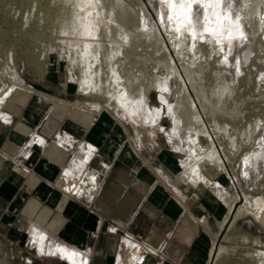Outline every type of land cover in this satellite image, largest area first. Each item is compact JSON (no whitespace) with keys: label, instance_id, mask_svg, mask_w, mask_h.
Returning a JSON list of instances; mask_svg holds the SVG:
<instances>
[{"label":"crops","instance_id":"crops-1","mask_svg":"<svg viewBox=\"0 0 264 264\" xmlns=\"http://www.w3.org/2000/svg\"><path fill=\"white\" fill-rule=\"evenodd\" d=\"M46 93L19 89L1 108L0 251L30 254L27 264H75L40 253L30 235L37 228L47 245L73 251L85 264H137L129 240L140 247L136 254L148 250L142 264H208L211 237L229 212L214 177L203 172L209 184L177 182L181 165L158 135L136 138ZM33 137L43 146L29 145ZM86 153L87 167L100 175L90 198L84 187L63 191L60 181L74 157Z\"/></svg>","mask_w":264,"mask_h":264},{"label":"bare ground","instance_id":"bare-ground-1","mask_svg":"<svg viewBox=\"0 0 264 264\" xmlns=\"http://www.w3.org/2000/svg\"><path fill=\"white\" fill-rule=\"evenodd\" d=\"M53 1L59 3L60 8L63 10L62 11L60 9L61 11L60 10L59 11L63 12L62 14L64 16V17L62 16L63 18L59 22L58 33H60V35H62L64 38L65 37L68 38V40L66 39L60 40V44H63L67 49L61 48V46H57L58 56L59 58L64 59L68 62L70 66L69 68L70 79L72 82L77 84L78 94L80 93L81 95L86 97H95V96H100L101 98L105 97L106 104L112 107L114 110L118 111L121 117L127 120V122L130 123L133 127H137V126L148 127L150 129L151 136L157 135L156 133H163L166 136L167 143L171 145L173 151L175 153H179L182 155L180 159V165L182 171L176 177L177 182H191V183L203 182L205 184H209V181L203 175V172L206 171L205 166H210L212 168H215L216 171L230 177L226 169V164L230 162L231 157L228 155V153L227 154L223 153L222 155L219 153L211 133L206 130V127L203 122V117L198 112V106H199L201 108L203 116L205 115L206 117L208 116L210 118L211 126L213 128V134L215 135V138L218 131L222 130L223 132H226L228 122L220 121L218 115L220 116L227 115L229 118L231 117L230 113L228 114L227 112L229 108L227 107L228 108L227 109L226 106H224L223 104L224 103L223 101L225 100L227 93L229 94L227 90H226L227 93L225 91V89H227L228 87L225 88L226 87L225 86L224 87L225 89H222V87L221 89L214 88L210 94L211 96H208L204 88L202 86H198L195 83L193 70L191 68L182 65L181 68L176 69L173 63L170 61L169 69L171 70L170 71L171 75L173 74V77L177 78L178 81L182 84V88L180 92L181 93L180 95L182 96L181 103L178 102L180 98L178 101H176L177 103H175L174 105H171L172 103L169 104L167 102L168 95L171 94V91L168 89V85H166L167 83L164 84L163 82V83L155 84L156 87L155 89L156 90L158 89L157 91H159V93L157 92L158 95L156 96L153 105L154 106L158 105V106L154 107L152 105L151 107L148 103V97H147V92H148L147 90L149 89L148 86H146L148 89L147 88L143 89L142 87H140L139 89L134 90L133 89L134 84L129 80L130 78L129 73L128 75L126 74V76L123 77L120 73L121 71H119L120 68H118V65L121 64L124 60L126 61L127 58L129 57L128 55L129 51H133L137 48L142 38L147 41L152 40L157 43H160V41L157 40V38H159L160 36L157 31V28L154 25H152L149 29L147 28L149 24L147 23L146 15L142 14L141 29L140 30L138 29L137 33L134 34L133 32H130L125 26L126 24L129 23L130 19H129V14L127 13L128 7L126 6V4H124L123 0H53ZM240 1L241 3L243 1V4H240L239 2V5H237V3H235V0H201L200 3H194L192 5L191 10L189 11L187 9V4L184 2V0H163V2H161L159 5V11L156 12V16L158 17L159 19L158 22L161 23L160 25H162L163 30H165L166 26L169 27V34L172 36L174 40V45L177 46V51H176L177 56L181 58H184L186 56V53H184L183 50L184 39L186 38V36H190V37H195L194 39L196 41L194 43L191 42L193 44L187 48L189 52L190 51L194 52L198 50L197 41L203 39V41L205 40L206 42H208L214 54L217 53L221 55L222 58L221 57L220 58L222 59L221 61L222 65H226V64H230V59H231L230 54L232 53V51L236 49V47H239L244 42L245 38H247V34H248L247 30L248 29L251 30V35L253 38V36L256 35L255 33L262 26L258 16H260L261 14V6L263 7L262 4L264 3V0H240ZM182 4L184 5L183 7H181ZM117 8L121 10L118 11L119 13L116 11ZM122 11L123 13L120 14V12ZM167 18H170V20L169 19L168 20L169 23L172 24H169L167 22ZM255 41L256 40L254 39V42ZM49 42H48V46H49ZM246 46L247 45H245V47ZM52 47L54 49V46ZM207 51H208V47H207ZM47 52L48 51H46V53ZM207 53L209 54V52ZM211 56L213 55L211 54ZM248 56L249 55H245L243 57L244 62ZM235 60L233 61L235 62ZM12 63L13 61L10 59V64ZM217 63H219V61ZM244 64L246 65V63ZM233 65L236 73L242 72L240 71L241 69H239L240 64L238 65V61ZM251 67L253 68V66ZM7 69H9L10 71V68ZM7 69H4V71H6ZM224 69L225 68H223V70ZM221 73H219V75H221ZM11 77L13 78L14 81L19 80V75L15 69L12 71ZM245 77H246L245 79H247V77L249 76L245 75ZM262 79L264 80L263 77ZM232 81L234 82L233 79ZM220 83L221 82H219V84ZM223 84H225V82ZM247 84H249V82ZM256 84H258V82H256ZM188 85H190L194 91L193 96L189 93ZM260 91L263 90H259V92ZM10 92L11 90L9 89L8 91L5 92V94H3L0 97V116H1V108L3 104L6 102ZM164 115L166 118H168L171 121V129H169V131L167 132H165L163 128L166 125V123L162 122V118L164 117ZM237 118L239 119L242 117H237ZM232 119H235V117ZM261 119L263 120L262 117ZM251 126H248L247 130L245 129L244 132L245 135L244 140H246L245 146H248V148L250 147V149H252L249 151V153H246L244 155V158L241 161V164L243 166L242 174L245 176V178L246 177L249 178L251 176L250 169L257 170L256 168H257L258 159L261 160V158H264V138H263L264 134L262 135L263 137H261V135L259 134L260 138L258 136L259 139L257 138L254 139L253 138L254 136L252 137V135L255 133L254 131L255 128L253 129V127ZM256 127L259 129L258 126ZM234 139L232 140L233 142ZM42 143L43 141L38 137H33L29 141V145L31 144L41 145ZM242 143H244V141ZM204 144L205 146H203ZM238 147L240 148V145ZM87 151H90V148H88ZM83 152L84 151H82L81 154ZM237 152L239 151L237 150ZM87 153L85 155L78 154L77 156L74 157L72 163L69 164L70 166H68L64 170L60 181L61 182L63 181L62 184L63 185L62 189L64 188L63 191H67L71 194L72 193L75 194L78 192V189L80 187L81 188L84 187L87 189V191L85 190L86 193H84L85 191L83 192L84 193L83 197L85 195V198H90L98 188L100 182L99 180L100 175L99 173L87 167L89 161L88 154H90ZM231 153L233 152H230V154ZM212 185L217 195L223 201L227 202L228 203L227 206H229L228 215L223 220V222H221L220 229H222L226 224H229V229H230L231 227H233V225L238 219H241L247 215L252 216L256 221H258L262 226H264L263 197L250 198L249 196L243 194L244 202L235 211L236 208L235 205L239 200L238 194L231 193L226 188L221 187L218 183H213ZM234 212L235 214L233 215ZM30 235L32 239L31 241L34 242L40 253L54 255L57 256L58 258L65 259L75 264H85L86 260L82 261L79 254H76L75 252L65 249L64 247H61L59 245L57 246L51 244L47 245V239H46L47 237L45 233L40 231L39 229L32 228L30 230ZM125 246L129 248L133 256L137 257L138 254H136V252L139 250V246L136 243L125 242ZM223 253H224V249L222 246H219L217 249H215L214 247L212 248V257L215 255V260L219 259ZM246 258H248L250 261L254 262L255 264H264V251H256L255 253H249L246 255Z\"/></svg>","mask_w":264,"mask_h":264},{"label":"rangeland","instance_id":"rangeland-1","mask_svg":"<svg viewBox=\"0 0 264 264\" xmlns=\"http://www.w3.org/2000/svg\"><path fill=\"white\" fill-rule=\"evenodd\" d=\"M44 1L46 0H0V97L9 89L11 90L9 96L13 91H17L19 89H22L29 93L33 92L39 94H44L45 91H48L49 93H46L47 95L45 96L46 99H53V97H56L60 100L65 101L68 106L81 108L82 110H86L89 112H95L96 114L101 115L104 118H109L113 123L119 124V126L128 129L130 133H134L136 135V138H140L141 135L145 138H148V136H150V129L148 127H132V125L127 122V120L121 117L118 111L114 110L112 107L106 104L105 97H86L81 95L80 93L78 94L77 84L72 82L70 79V66L66 60L59 58L57 52V46H61V48L67 49L63 44H60V40H68V38H64L62 35H60V33H58L59 22L64 17L62 14L63 12H60L62 9L60 8L59 3L54 2L53 0H47L46 2ZM159 1L160 0H123L124 4H126V6L128 7L127 13L129 14L130 19L129 23L125 25L126 28L130 32L136 34L138 29H141V16L142 14H145L147 23L149 24L147 28L149 29L152 25L157 28V31L160 35L157 40L160 41V43L152 40L147 41L142 38L137 48L133 51H129V57L127 58V60H124L121 64L118 65V68H120L119 71H121L120 73L123 77L126 76V74L128 75L129 73V80L134 84V90H137L140 87L146 89V86H148L149 89L147 88V97L148 103L151 107L156 96L159 93V91H157L158 89H155V84L163 82L164 84L167 83L166 85H168V89L171 91V94L168 95L167 102L169 104L172 103L171 105H174L180 98L178 102L181 103L182 96L180 95V92L182 84L178 81L177 78L173 77V74L171 75V70L169 69L170 61L173 63L176 69L181 68L182 65L191 68L193 70L195 83L198 86H202L208 96H211L210 94L214 88L221 89L222 87V89H225L228 87L227 89H225V91L227 90L229 94L226 91L227 96L225 97L223 104L224 106H226V108H229H227L228 114L230 113V116L232 118L235 117V119H232L230 117L232 119L231 120L227 115H218L220 121L228 122L226 132H223L222 130L218 131L215 138L210 118L208 116L206 117L205 115L203 116V113L199 106L198 112L203 117V122L206 130L211 133L219 153L221 155L223 153H228V155L231 157L230 162L226 164V169L230 177L216 171L215 168H212L210 166H205L206 171L204 175L209 180L210 176H212V179L214 177L213 180L220 183L223 187L228 189V191L238 194L239 200L235 205L236 211L237 208L244 202L243 194L249 196L250 198H264V158H261V160L258 159L256 168L257 170L250 169L251 176L249 178H245V176L242 174L243 166L241 164L244 155L252 150L250 149V147L248 148V146H245V129L247 130V127L251 126L252 124L251 127H253V129L255 128V133L252 135V137L254 136V139H259L260 135L261 137L264 136V126H261L264 125V80L262 79V77L264 78V40H262L264 39V3L262 4L263 7L261 6V14L260 16H258L262 25L261 28L255 33L256 35H254L253 38L251 35V30L248 29L247 38L249 40L245 38V44L243 42L239 47H236V49L233 50L234 52L232 51V55L230 54V64L222 65L221 55L217 53L214 54L208 42H206L205 40L203 41V39L197 41L198 50L189 52L187 48L196 41L194 37L190 36H186V38L184 39L183 50L184 53H186V56L184 58L177 56V46L174 45V40L169 34V27L166 26L165 30H163V27L162 25H160L161 23L158 22L159 19L156 16V12L159 11V5L161 2H163V0L160 2ZM239 2L240 4H243V1L241 3L240 0H235V3H237V5H239ZM116 11L118 12L121 10L117 8ZM121 13H123V11L120 12V14ZM168 19L170 20V18H167V22L169 23ZM50 21L52 24L50 23ZM54 22H56L57 25ZM51 32L53 33V35ZM254 39L256 40L255 42ZM245 45L247 46L245 47ZM52 46H54V49ZM206 46L208 47V51ZM46 51L48 52L46 53ZM238 51L239 53L241 52V55L238 53ZM207 52H209V54ZM211 54L213 56H211ZM208 55H210L211 57ZM237 55L240 57H238ZM245 55H249V58L247 57L248 61L246 59L244 62L243 57ZM10 59L13 61L12 64H10ZM233 60H235V62ZM216 61H219V63H217ZM237 61L238 65L240 64L239 69H241L240 71L242 72L236 73L234 69L233 64H235ZM243 62L246 63L247 66ZM251 66H253V68ZM7 68H10V71ZM223 68L225 69L223 70ZM4 69L7 70L4 71ZM14 69L19 75L18 81H14L11 77L12 71ZM255 71L256 73H258L256 74ZM9 72L11 75L9 74ZM218 72L224 73H221V75H219ZM245 75L249 77L245 79ZM259 75L260 77H262L260 78ZM232 79L234 80V82L232 81ZM65 82H67V86L65 85L66 92L63 89L64 86H62L65 84ZM219 82H221L220 84L222 86L219 84ZM224 82L225 84H227H223ZM248 82L249 84H247ZM256 82H258V84H256ZM188 90L189 93L193 96L194 91L190 85H188ZM259 90L263 91H260V93ZM62 93H65V97ZM230 102L233 105H231ZM157 106L158 105H155L154 107ZM1 111L4 113L2 109ZM241 112H244V115ZM237 117L242 118L238 119ZM261 117L263 118V120L261 119ZM251 121L254 123H252ZM162 122L166 123V125L163 127L165 132L169 131V129H171V121L164 115V117L162 118ZM256 126H258L259 129ZM156 134L162 142L164 140L166 146L163 145V147L175 156V160L180 166V159L182 155L173 151L171 145L167 143L166 136L163 133ZM240 135L244 136L242 137ZM150 138L151 140H154V138H152L151 136ZM233 139L234 142L232 141ZM241 139L242 142L244 141V143L241 142ZM239 145L240 148L238 147ZM203 146H205V144ZM237 150L239 152H237ZM230 152L233 153L230 154ZM3 166L4 165L0 160V169ZM209 189L213 192V189L211 187H209ZM234 214L235 212L233 213V215ZM219 246L223 247L224 253L217 260H215V255L213 257L210 256L208 264H255L254 262L246 258V255L249 253H255L256 251H264V226H262L252 216H244L243 218L238 219L230 229L229 224H226L221 229V231H218L216 235L211 237L210 248L214 247L215 249H217ZM29 260L30 254H14L13 251L12 253H5V251L3 250L0 251V264H27L26 262Z\"/></svg>","mask_w":264,"mask_h":264},{"label":"built area","instance_id":"built-area-1","mask_svg":"<svg viewBox=\"0 0 264 264\" xmlns=\"http://www.w3.org/2000/svg\"><path fill=\"white\" fill-rule=\"evenodd\" d=\"M40 146H43V145L41 144ZM129 242H132V241L129 240ZM138 251H140V247H139V250H138ZM143 252H144V253L141 254V256L138 255V256L136 257V261H135V262H136L137 264H142L143 261H144L145 256L148 255V254H147L148 250H147V251H143ZM162 260H163V259L160 258V261H159V262H161Z\"/></svg>","mask_w":264,"mask_h":264},{"label":"snow or ice","instance_id":"snow-or-ice-1","mask_svg":"<svg viewBox=\"0 0 264 264\" xmlns=\"http://www.w3.org/2000/svg\"><path fill=\"white\" fill-rule=\"evenodd\" d=\"M184 2L187 4V9L190 11L191 8H192V5H193L194 3H200L201 0H184ZM183 6H184V5L182 4L181 7H183ZM206 31H207V29H206ZM194 38H195V37H194ZM61 251H63V250H61Z\"/></svg>","mask_w":264,"mask_h":264}]
</instances>
